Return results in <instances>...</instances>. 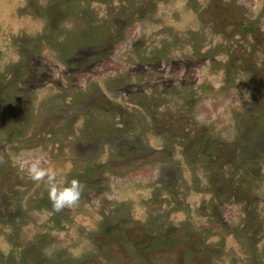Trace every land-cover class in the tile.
I'll list each match as a JSON object with an SVG mask.
<instances>
[{
    "label": "rangeland",
    "instance_id": "1",
    "mask_svg": "<svg viewBox=\"0 0 264 264\" xmlns=\"http://www.w3.org/2000/svg\"><path fill=\"white\" fill-rule=\"evenodd\" d=\"M0 264H264V0H0Z\"/></svg>",
    "mask_w": 264,
    "mask_h": 264
},
{
    "label": "clouds",
    "instance_id": "2",
    "mask_svg": "<svg viewBox=\"0 0 264 264\" xmlns=\"http://www.w3.org/2000/svg\"><path fill=\"white\" fill-rule=\"evenodd\" d=\"M28 175L32 180H43L49 186L52 208L56 211L72 206L80 196L82 185L77 180L73 179L65 185L63 178L57 179L55 170L40 167L38 161L28 168Z\"/></svg>",
    "mask_w": 264,
    "mask_h": 264
}]
</instances>
